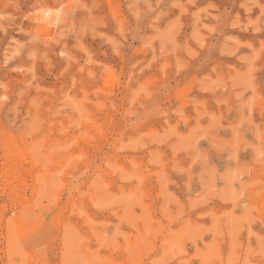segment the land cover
Returning a JSON list of instances; mask_svg holds the SVG:
<instances>
[{"label": "rangeland", "instance_id": "rangeland-1", "mask_svg": "<svg viewBox=\"0 0 264 264\" xmlns=\"http://www.w3.org/2000/svg\"><path fill=\"white\" fill-rule=\"evenodd\" d=\"M0 264H264V0H0Z\"/></svg>", "mask_w": 264, "mask_h": 264}, {"label": "bare ground", "instance_id": "bare-ground-1", "mask_svg": "<svg viewBox=\"0 0 264 264\" xmlns=\"http://www.w3.org/2000/svg\"><path fill=\"white\" fill-rule=\"evenodd\" d=\"M157 260V259H156Z\"/></svg>", "mask_w": 264, "mask_h": 264}]
</instances>
